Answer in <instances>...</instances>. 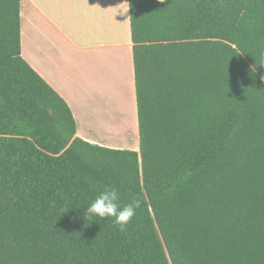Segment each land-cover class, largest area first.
Wrapping results in <instances>:
<instances>
[{
    "label": "trees",
    "instance_id": "obj_1",
    "mask_svg": "<svg viewBox=\"0 0 264 264\" xmlns=\"http://www.w3.org/2000/svg\"><path fill=\"white\" fill-rule=\"evenodd\" d=\"M0 0V264H264V0H129L140 151L77 137ZM105 186L140 207L85 216Z\"/></svg>",
    "mask_w": 264,
    "mask_h": 264
},
{
    "label": "crops",
    "instance_id": "obj_2",
    "mask_svg": "<svg viewBox=\"0 0 264 264\" xmlns=\"http://www.w3.org/2000/svg\"><path fill=\"white\" fill-rule=\"evenodd\" d=\"M37 1L41 2L32 4L36 12L34 41L31 40L34 54L29 52L26 58L21 14L22 56L66 100L75 120L77 109H85L91 115L95 106L99 117L113 121L125 100H134L138 118L129 0ZM71 1L87 7L81 22L75 20L72 25L68 14L61 17L56 8L58 15L47 10L52 3L65 8ZM83 136L78 131L77 137L91 141ZM133 149L140 151L139 147Z\"/></svg>",
    "mask_w": 264,
    "mask_h": 264
},
{
    "label": "rangeland",
    "instance_id": "obj_3",
    "mask_svg": "<svg viewBox=\"0 0 264 264\" xmlns=\"http://www.w3.org/2000/svg\"><path fill=\"white\" fill-rule=\"evenodd\" d=\"M38 2L40 3L41 1L36 2V0H27L24 1L21 5V14L23 15L24 28L23 36L25 41V58L29 52L32 56L34 54V42L32 41H34L33 34L36 26V12L32 8V4H37ZM54 8L60 11L61 17L62 15L66 16V14H68L71 17L70 20L72 25V21L78 20L79 22H81L83 14L87 12V9H85L87 7H85V5L82 6L75 1H71L68 5H66L65 8H63L62 5L57 2L50 4V8H48L47 10L51 13H54L55 15H58V11L54 10ZM66 24L69 28H74L69 23ZM31 43L32 45H30ZM125 102L128 104L130 100H125ZM125 102H122L121 110L117 108V118L113 121H107L105 119L103 120L101 117H99V115H97L96 111L94 110L95 106L91 115H89L87 113V110L85 109H77L76 114L78 116V119L76 122L78 131L82 135H84L83 137H88L89 139H91V141H93L94 143H92L91 141L88 142L92 144L110 149H124L135 151L133 148H138L140 145L136 108L134 106V100H132L127 106Z\"/></svg>",
    "mask_w": 264,
    "mask_h": 264
},
{
    "label": "clouds",
    "instance_id": "obj_4",
    "mask_svg": "<svg viewBox=\"0 0 264 264\" xmlns=\"http://www.w3.org/2000/svg\"><path fill=\"white\" fill-rule=\"evenodd\" d=\"M164 3L165 0H159ZM261 65H264V48L260 51ZM140 207V201L133 199L132 202L121 204L119 189L115 186H105L92 199L85 209V216L98 218H112L114 226L119 231L125 232L127 225L135 216L137 209Z\"/></svg>",
    "mask_w": 264,
    "mask_h": 264
},
{
    "label": "bare ground",
    "instance_id": "obj_5",
    "mask_svg": "<svg viewBox=\"0 0 264 264\" xmlns=\"http://www.w3.org/2000/svg\"><path fill=\"white\" fill-rule=\"evenodd\" d=\"M102 11V10H101ZM97 12H98V10H97ZM102 18V17H101ZM111 18V17H110ZM102 21V20H101ZM103 22V21H102ZM111 23V22H110ZM99 24V23H98ZM101 24V23H100ZM101 27V26H100ZM101 29V28H100ZM95 35V34H94ZM73 37V36H72ZM71 37V38H72ZM112 38V37H111ZM121 136V135H120ZM137 140V139H136ZM137 143V142H136ZM127 144V143H126Z\"/></svg>",
    "mask_w": 264,
    "mask_h": 264
}]
</instances>
